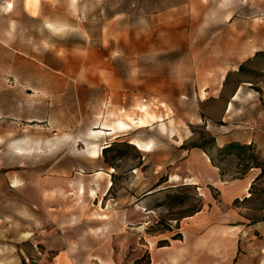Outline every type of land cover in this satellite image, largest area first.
Listing matches in <instances>:
<instances>
[{
    "label": "rangeland",
    "instance_id": "1",
    "mask_svg": "<svg viewBox=\"0 0 264 264\" xmlns=\"http://www.w3.org/2000/svg\"><path fill=\"white\" fill-rule=\"evenodd\" d=\"M239 86L260 126L264 0H0V264L237 262L264 221V174L220 190L262 162L223 148Z\"/></svg>",
    "mask_w": 264,
    "mask_h": 264
},
{
    "label": "crops",
    "instance_id": "2",
    "mask_svg": "<svg viewBox=\"0 0 264 264\" xmlns=\"http://www.w3.org/2000/svg\"><path fill=\"white\" fill-rule=\"evenodd\" d=\"M241 86L235 89V92L231 94L229 102L226 104L225 113L228 117V135L227 139L223 143H240V144H252L261 159H264V108L260 107V126L256 123L250 124V126L241 130L234 124L230 123V113L236 109V98L241 94ZM218 146L220 140L216 139ZM202 152L204 156L206 154L198 149H192L190 153ZM207 157V156H206ZM209 162V159H206ZM207 164V163H206ZM260 169L256 168L254 171L248 172L243 179H237L235 181L223 184V188L220 187L221 194L223 195L224 202L230 203L235 198L243 196L252 182V180L259 174ZM214 174V173H213ZM218 177V174L213 175V181ZM202 212V211H201ZM199 212V213H201ZM198 214V213H197ZM243 239L240 245L243 248L241 257L234 264H264V221H259L250 224L243 230ZM236 241L232 239V251L236 248ZM62 260V259H61ZM224 264V263H222ZM231 264V263H228Z\"/></svg>",
    "mask_w": 264,
    "mask_h": 264
},
{
    "label": "bare ground",
    "instance_id": "3",
    "mask_svg": "<svg viewBox=\"0 0 264 264\" xmlns=\"http://www.w3.org/2000/svg\"><path fill=\"white\" fill-rule=\"evenodd\" d=\"M164 124H161V128L164 129ZM105 134V132H103L101 129H98V131H90V133H88L87 135L89 136V138L91 139H94V141L98 140V138H101L103 135ZM98 142V141H97ZM97 142H90V143H87L86 144V148H87V153H89V156L90 157H93V158H96L100 155L101 153V150H102V147L101 146H98ZM129 142L135 147L137 148L138 150L140 151H143V152H150L152 151L151 150V145L153 143H151L149 140L148 141H144V140H141V139H138V138H132L131 140H129ZM113 170L112 168L110 169V171ZM101 172H99L100 174ZM174 177V176H173ZM171 177L170 180H174V178ZM178 179V178H176ZM169 180V181H170ZM190 180V179H189ZM170 181V182H171ZM175 181V180H174ZM177 182V181H176ZM186 182H188L186 180ZM15 183V181L13 182ZM192 183V182H191ZM110 186H111V183H109ZM93 191V190H91ZM80 192L83 193V187H80ZM249 193V192H248ZM249 196V195H247ZM101 219V218H100Z\"/></svg>",
    "mask_w": 264,
    "mask_h": 264
},
{
    "label": "trees",
    "instance_id": "4",
    "mask_svg": "<svg viewBox=\"0 0 264 264\" xmlns=\"http://www.w3.org/2000/svg\"><path fill=\"white\" fill-rule=\"evenodd\" d=\"M214 141V140H213ZM112 147V144L108 147H105L103 150H107L108 148ZM253 145L252 144H240V143H229L228 145H226L225 147H223L226 150H235V154L237 156H241V158L243 157H247L249 160L251 161H258V160H262V162H264V159H261L259 157V155L257 154V152L253 149ZM191 148H201L202 146L198 145V144H193L191 146ZM248 154V155H247ZM210 160H212L210 158ZM262 162L260 164H257L253 167L255 168H260V173L258 174V177H260L262 174H264V165H262ZM251 168V167H250ZM256 179H254L255 181ZM252 186V184H251ZM247 199V198H246Z\"/></svg>",
    "mask_w": 264,
    "mask_h": 264
}]
</instances>
